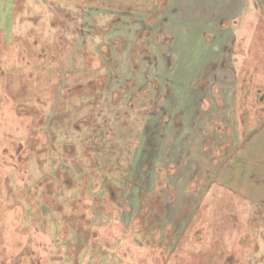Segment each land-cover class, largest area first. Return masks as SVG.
I'll list each match as a JSON object with an SVG mask.
<instances>
[{"label":"rangeland","instance_id":"1","mask_svg":"<svg viewBox=\"0 0 264 264\" xmlns=\"http://www.w3.org/2000/svg\"><path fill=\"white\" fill-rule=\"evenodd\" d=\"M0 264H264V0H0Z\"/></svg>","mask_w":264,"mask_h":264},{"label":"trees","instance_id":"2","mask_svg":"<svg viewBox=\"0 0 264 264\" xmlns=\"http://www.w3.org/2000/svg\"><path fill=\"white\" fill-rule=\"evenodd\" d=\"M173 120V119H172Z\"/></svg>","mask_w":264,"mask_h":264}]
</instances>
